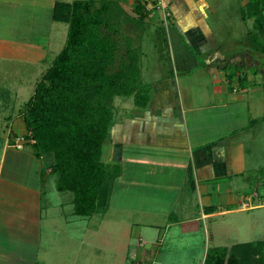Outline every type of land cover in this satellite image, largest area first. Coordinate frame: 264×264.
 <instances>
[{
    "label": "crops",
    "instance_id": "0c3cea01",
    "mask_svg": "<svg viewBox=\"0 0 264 264\" xmlns=\"http://www.w3.org/2000/svg\"><path fill=\"white\" fill-rule=\"evenodd\" d=\"M75 2L109 5L105 31L125 61L138 54L150 100L115 97L101 160L116 173L108 205L90 216L59 190L54 160L18 147L21 110L7 117L0 264H206L228 248L236 215L264 207V184H252L264 157V0H169V16L155 0H0V14L29 5L54 25L56 5ZM13 44L0 38V57H17Z\"/></svg>",
    "mask_w": 264,
    "mask_h": 264
},
{
    "label": "trees",
    "instance_id": "16d2710c",
    "mask_svg": "<svg viewBox=\"0 0 264 264\" xmlns=\"http://www.w3.org/2000/svg\"><path fill=\"white\" fill-rule=\"evenodd\" d=\"M108 10V4L98 10L90 3L56 5L53 19L69 25L67 42L37 84L24 117L36 141V157L54 155L58 188L74 194L76 213L83 216L108 205L112 168L101 157L115 97L134 96L141 107L150 100V86L140 81L136 52H128V61L122 62L120 80L108 73L118 54V45L105 31ZM230 264H238L234 256Z\"/></svg>",
    "mask_w": 264,
    "mask_h": 264
},
{
    "label": "rangeland",
    "instance_id": "374dc122",
    "mask_svg": "<svg viewBox=\"0 0 264 264\" xmlns=\"http://www.w3.org/2000/svg\"><path fill=\"white\" fill-rule=\"evenodd\" d=\"M4 11L5 14H0V38L20 46L21 50L17 57L14 55L11 58L0 57V146L1 141L4 137H8L11 129V123L7 117L15 116L20 110L22 119L27 115V103L31 100L35 87L41 80L44 71L46 72V68L62 51L69 30V26L65 23L52 25L49 14L45 11L39 12L29 5L4 7ZM160 38L158 46L164 49L165 44ZM154 39L151 36V40ZM152 42L155 44L156 40ZM152 55L150 53V57ZM43 56L46 59V65L38 64L37 60ZM124 57L125 54L121 51L117 54L113 64H108V73L115 79L120 80V75L124 73V68H121L124 64L122 63ZM262 132L264 134V131ZM262 139L264 141L263 135ZM22 143L23 146L29 147L36 144L33 134L29 130ZM250 146L248 145V147ZM262 149L264 150V148ZM44 156L46 162L48 159L54 160L53 154ZM255 162L262 165V167L260 165L262 173L257 177L252 176V184H256L257 181L264 184V157L255 159ZM113 170L108 172L111 176L116 173ZM261 195L264 196V187L261 189ZM258 203H260L258 200L252 201V206H256ZM263 203L264 201L261 202V204ZM250 207L251 205L248 206V209ZM236 218H233L235 226H231L233 232L231 231L230 235L227 234L223 242L224 246L228 247L225 248L226 253L222 251L223 248L215 249L211 252L209 264H219V262L230 264L233 256L237 259L238 264H258L260 260L264 262V207L238 214ZM222 260L224 261L222 262Z\"/></svg>",
    "mask_w": 264,
    "mask_h": 264
},
{
    "label": "built area",
    "instance_id": "2783aa9c",
    "mask_svg": "<svg viewBox=\"0 0 264 264\" xmlns=\"http://www.w3.org/2000/svg\"><path fill=\"white\" fill-rule=\"evenodd\" d=\"M168 1L169 0H155L154 2V9L165 12L166 16L170 15L168 10ZM18 147L22 148L23 144H18ZM249 204H244V208H248Z\"/></svg>",
    "mask_w": 264,
    "mask_h": 264
}]
</instances>
